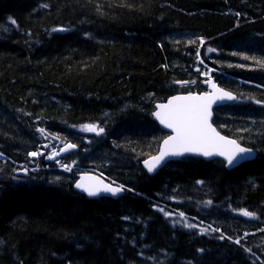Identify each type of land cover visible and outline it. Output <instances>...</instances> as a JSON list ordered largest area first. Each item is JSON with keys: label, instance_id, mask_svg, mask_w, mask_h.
I'll return each instance as SVG.
<instances>
[{"label": "trees", "instance_id": "1", "mask_svg": "<svg viewBox=\"0 0 264 264\" xmlns=\"http://www.w3.org/2000/svg\"><path fill=\"white\" fill-rule=\"evenodd\" d=\"M205 72L238 96L214 125L257 158L150 176L142 162L168 135L156 104L207 91ZM66 142L78 147L47 159ZM0 153V264H264V0H0ZM80 169L125 194L85 197Z\"/></svg>", "mask_w": 264, "mask_h": 264}, {"label": "snow or ice", "instance_id": "2", "mask_svg": "<svg viewBox=\"0 0 264 264\" xmlns=\"http://www.w3.org/2000/svg\"><path fill=\"white\" fill-rule=\"evenodd\" d=\"M43 7H47V5H43ZM237 15H239V13H237ZM10 22L13 25L16 24L15 20L11 18ZM4 30L7 31L8 29L4 28ZM200 43H204L202 38H200ZM207 51L214 52L216 50L208 48ZM237 54L238 53L235 52L232 53V55ZM197 56H199V52H197ZM244 59H248V57H244ZM200 63H203V61L201 60ZM197 71H199V69H197ZM210 71L212 70L209 69V72ZM203 75L208 77L204 83L209 85L211 91H205L199 94L189 91L186 95H175L170 97L166 103L156 105V111H154L152 115L164 128L170 129L171 134L163 139L159 154L144 161L148 172H153L166 158L180 157L188 153L203 157L221 156L224 158L227 166L230 167L247 161L252 153V149L242 147L236 140L221 135L217 129L213 127V124L210 122L213 104L217 101L235 100V96L225 91L223 88L218 87V85L213 82L211 76L208 75V72L203 73ZM175 83L183 86L190 82L176 81ZM82 130L95 132L97 135L104 132L103 128L95 124H85L82 126ZM37 131L41 134L45 133V129L43 128H38ZM55 138L59 137L56 136ZM77 147L78 145L74 143L66 142L59 151L53 150L48 155L47 159H55L60 153H68ZM0 155L3 154L0 153ZM28 155L37 157L42 155V153L39 151H31ZM75 163L76 162L73 160L72 164H62L61 166L65 171L71 172L72 165ZM24 171L26 172L27 169H24ZM198 183L203 182L198 181ZM75 187L81 189L89 197H96L101 195V193H109L115 196L124 190V185L113 187L110 184H105L102 180L90 176H82L80 181L75 184ZM205 203L211 205L212 201L209 200ZM158 211L162 212L165 217L171 215V213L166 212L163 208H159ZM239 211L240 214L245 217L256 218L254 212L246 209H240ZM179 215L184 217L183 212L179 213ZM183 226L186 228L196 227V225L188 223H185ZM202 231L206 232L207 229H203ZM213 231H219V229H213ZM261 231H264V229H261ZM220 239H224V236L221 235ZM234 242L240 245L239 239ZM199 251L203 252V249ZM245 251L250 252L251 250L245 249Z\"/></svg>", "mask_w": 264, "mask_h": 264}, {"label": "water", "instance_id": "3", "mask_svg": "<svg viewBox=\"0 0 264 264\" xmlns=\"http://www.w3.org/2000/svg\"><path fill=\"white\" fill-rule=\"evenodd\" d=\"M213 82H215L214 81V79H213ZM206 85H208V84H206ZM208 87H209V85H208ZM219 87V86H218ZM209 90L211 91V88L209 87ZM186 95V94H185ZM232 95L233 96H235L233 93H232ZM237 99V97L235 96V100ZM235 100H223V101H217L216 103H214L213 104V106H212V117H211V123L213 124V119H214V110L216 109V108H218V107H221V106H225V105H228V104H230V103H232L233 101H235ZM166 103V102H165ZM153 120L155 121V122H157V124L159 125V127L163 130V131H165V132H167L168 134H171V130L170 129H166V128H164L160 123H159V121L158 120H156V118L153 116ZM213 127H215L214 126V124H213ZM216 128V127H215ZM217 129V128H216ZM217 131H218V129H217ZM219 132V131H218ZM220 133V132H219ZM221 134V133H220ZM221 135H223V134H221ZM223 136H225V135H223ZM227 137V136H226ZM229 138V137H228ZM229 139H231V138H229ZM234 140V139H233ZM238 143V142H237ZM239 144V143H238ZM161 145H162V143L160 144V147H161ZM242 146V145H241ZM243 147V146H242ZM160 149V148H159ZM159 154V151H158V153L156 154V155H158ZM156 155H154V156H156ZM154 156H152V157H154ZM185 157H192V158H201V159H203L204 161H207V162H209V161H212V160H215V159H219V160H222V161H224V158L223 157H221V156H212V157H203V156H200V155H196V154H191V153H188V154H185V155H183V156H180V157H170V158H166L165 159V161H163L153 172H148V170H147V168L145 167V164H144V161L142 162V167H143V169L150 175V176H154V175H156L164 166H166L168 163H171V162H176V161H180V160H182L183 158H185ZM151 158V157H150ZM150 158H148V159H146V160H149ZM257 158V153H256V151H254V150H252V153L250 154V156H249V158H248V160L247 161H245V162H242L241 164H239V165H233V166H227V164H226V168H227V170H233V169H235V168H237V167H239V166H241L242 164H244V163H248V162H251V161H254L255 159ZM82 176H84V177H94V178H96V179H98V180H102L105 184H109V183H107L106 181H104L102 178H100V177H98V176H96V175H93V174H89V173H85V174H82V175H80V177H79V180L77 181V182H79L80 181V179H81V177ZM76 182V183H77ZM85 182H87V181H85ZM113 187H115V185H112ZM75 190L78 192V193H80V194H82V195H84V196H86V197H88V198H90V199H98V198H111V199H118L119 197H121L124 193H125V191L123 190L122 192H120L119 194H117V195H115V196H113V195H111V194H109V193H101V195H99V196H96V197H89L85 192H83L81 189H77L76 187H75Z\"/></svg>", "mask_w": 264, "mask_h": 264}, {"label": "bare ground", "instance_id": "4", "mask_svg": "<svg viewBox=\"0 0 264 264\" xmlns=\"http://www.w3.org/2000/svg\"><path fill=\"white\" fill-rule=\"evenodd\" d=\"M91 200H96V199H91Z\"/></svg>", "mask_w": 264, "mask_h": 264}]
</instances>
